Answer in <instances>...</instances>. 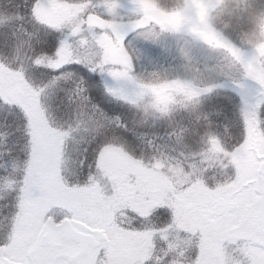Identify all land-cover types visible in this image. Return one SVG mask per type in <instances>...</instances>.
<instances>
[{
    "label": "snow or ice",
    "instance_id": "snow-or-ice-1",
    "mask_svg": "<svg viewBox=\"0 0 264 264\" xmlns=\"http://www.w3.org/2000/svg\"><path fill=\"white\" fill-rule=\"evenodd\" d=\"M255 46L264 0H0V264H264Z\"/></svg>",
    "mask_w": 264,
    "mask_h": 264
},
{
    "label": "rangeland",
    "instance_id": "rangeland-1",
    "mask_svg": "<svg viewBox=\"0 0 264 264\" xmlns=\"http://www.w3.org/2000/svg\"><path fill=\"white\" fill-rule=\"evenodd\" d=\"M146 4L149 7H153L155 5V0H146ZM256 52H257L258 56H260L262 51H261L260 48L259 49L257 48ZM258 63H259V61H258ZM240 164H241L242 167H246L247 166V161L246 160H241Z\"/></svg>",
    "mask_w": 264,
    "mask_h": 264
},
{
    "label": "trees",
    "instance_id": "trees-1",
    "mask_svg": "<svg viewBox=\"0 0 264 264\" xmlns=\"http://www.w3.org/2000/svg\"><path fill=\"white\" fill-rule=\"evenodd\" d=\"M255 48L259 49L260 47L259 46H255ZM260 56H264V51L261 52V55ZM259 67L256 69L259 73L261 74H264V60H260L259 61Z\"/></svg>",
    "mask_w": 264,
    "mask_h": 264
}]
</instances>
